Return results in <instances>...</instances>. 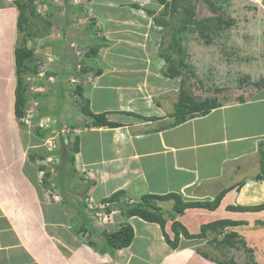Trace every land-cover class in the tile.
Wrapping results in <instances>:
<instances>
[{
  "label": "crops",
  "instance_id": "crops-1",
  "mask_svg": "<svg viewBox=\"0 0 264 264\" xmlns=\"http://www.w3.org/2000/svg\"><path fill=\"white\" fill-rule=\"evenodd\" d=\"M89 4L94 12L93 1ZM134 5L139 7L140 3ZM106 7L103 4L104 11H108ZM17 18L14 1L0 0V264H178V260L184 264L188 254L170 249L157 223L138 216L126 220L119 209H115V225H109V230L126 220L133 227L134 238L120 249L106 248L103 232L108 228L99 224L91 206L100 205L117 191H123L118 198L122 201H137L147 193H178L184 200L211 201L224 192L216 208H187L178 220L196 233L201 224L219 219L237 221L239 224L227 230L233 229L248 243L253 242L249 247L254 252L259 248L264 229L254 227V223L258 218L264 220V208L231 210L228 206L264 204V182L256 178L264 145V96L222 104L205 115L170 126L173 111H167L163 101L154 100L163 88L173 94L177 78L153 75L146 79L149 90L145 92L141 88L146 85L145 76L138 75L137 63L128 59L135 52L128 58L117 52L118 63L113 68L119 70L94 74L96 79L89 89L94 100L86 97L94 113L104 112L117 126L83 127V118H78L80 145L74 162L68 167L61 158L57 162L60 172L67 167L72 189H81L84 194L81 198L68 194L69 206L64 207L60 182L53 177L54 163H43L38 155L44 151L34 153L44 137H37L14 113ZM135 44L140 43L131 41L123 46ZM151 46L154 44L147 43ZM144 56L147 62L152 58ZM157 57L158 53L153 59L159 61ZM10 66L14 78H4L3 71ZM127 75L130 79L124 78ZM47 170L50 174L44 178ZM46 181L49 190L45 189ZM168 202L170 209L172 202ZM87 217L88 225L84 222ZM170 225L171 220H167V232H171ZM190 241L193 239L182 242L194 245Z\"/></svg>",
  "mask_w": 264,
  "mask_h": 264
},
{
  "label": "rangeland",
  "instance_id": "rangeland-1",
  "mask_svg": "<svg viewBox=\"0 0 264 264\" xmlns=\"http://www.w3.org/2000/svg\"><path fill=\"white\" fill-rule=\"evenodd\" d=\"M90 1L85 2V0H82L81 5H71L68 8L65 6L64 0H54L58 3L57 5L47 3L49 6L43 7L33 3L35 12L27 24V29L34 33L33 36H27L26 30L25 32L18 31L15 51L24 46L32 49V61L39 65L36 74H30L29 70L24 73V81L28 84V90H26V96L28 97L27 109L32 110L34 113L35 111L40 112L39 115L42 114V118L33 120L35 123L43 128H48L49 125L54 127L43 139L42 144H37V148H34L35 151L39 149L43 152L45 146L47 150L57 143L62 146L61 138L63 143L68 141L66 145H70L75 134H79L81 131L78 127L73 130L69 129V121L66 122L67 117L70 116H73L71 118L73 122H77L78 118L85 117L80 112L82 104V101L79 100L80 96L72 90L77 84L83 88L85 98L88 97L94 100L95 97L89 95L92 81L96 79L95 72L94 70L86 72L81 70V62L84 66L90 65L91 69L101 68L111 72L115 68L119 70L117 67L113 68L118 63V53L121 57L128 58L129 54L135 52L128 59L134 64L137 63L139 69L136 70V73L142 77L145 76V81L149 78L152 79L153 75L167 78L165 74L168 72V63L164 62L162 57H157L158 59L161 58L159 61L153 59L156 53L159 54L160 47H164L171 42L172 33L169 26L160 25L153 20L155 16H161L162 5L158 4L156 0H92L95 8L93 12L89 6ZM224 1L222 0L216 13H212L211 5L212 3L217 6L216 0H187L184 4L187 8H193L194 23L184 22L187 28L178 38L180 50L178 52L167 51L171 54V57L176 58L173 64L180 69L181 75L176 79V88L173 90V94L164 92L168 88H163V91L157 92L158 97L154 100L156 103L160 100L163 101L164 105L167 106V111L174 112L172 104L178 98L180 79L185 81L184 88L189 90L197 99L201 100L216 96L219 106L239 103L240 97L245 100L256 101L259 97L264 96V0ZM136 2L140 3L141 6L135 7L134 3ZM103 4L107 6L108 11H104ZM85 5L90 7L91 11ZM101 8L104 12L100 11ZM182 10V7H178L177 11L171 15L168 11L164 16V21L171 22V25L173 23L176 26L183 25L184 13ZM218 14L224 21L230 19L231 24L228 27L222 24L223 28L215 34L211 33L209 39L200 37L196 30L197 24L205 21L208 17H216ZM91 18L96 19L97 28L94 29L93 33L90 29L93 27L89 21ZM47 20L51 22L49 26ZM3 26L4 24H1L2 30ZM133 36H136V38H128ZM104 41L105 43L102 44L103 46L96 55L87 54L88 47L96 42ZM131 41L140 44L124 48V43H130ZM147 43L154 44V47L148 48ZM142 49L144 51H141ZM124 50L125 52H123ZM139 52H141L140 56ZM112 53L115 57H112ZM144 54H149L152 58H148L147 62L143 60L146 57ZM86 56L89 58H86ZM178 59H182L184 63L182 66L179 65ZM1 61L3 62V60ZM159 65L162 71L158 68ZM10 70L11 66L3 71L5 72L3 73L4 78H7L8 75L10 78H14V74L11 77ZM126 77L130 79L128 75L124 76V78ZM259 80H262L263 83L257 87L254 83ZM147 84H149L148 80L144 89L140 81V86L145 92L149 90L146 87ZM56 87H58V90L55 92ZM37 91L46 93V96L34 99L37 101L33 102L31 95ZM113 102V99H111L110 104L114 106L115 103L113 104ZM173 112L170 115L171 120L175 119ZM28 127L32 129L31 122ZM59 131L62 133L60 134L62 135L61 138ZM262 146V149H264V145ZM59 152H62L61 148ZM59 155L60 153H55L52 156ZM59 158L60 156L58 160ZM58 160L51 161L48 160V157H45L43 163L48 166ZM67 165H69L68 161L66 162ZM59 167V163L56 162L54 164L56 171ZM67 167L62 175L57 176V173H54L53 176L54 178L58 177L60 190L65 196L63 200L64 207L69 206L68 201L70 198L67 197L68 194H79L81 195L80 198L84 194L81 189H72L73 184ZM260 181L264 182V176L260 178ZM46 182L45 189L49 190V182ZM169 203L168 201L164 203L166 205L165 209L169 208ZM115 213L116 210H114L110 219H99V224L102 222L108 228L105 232H111L109 225L113 223ZM87 219L89 217L84 222H87L88 225L90 221ZM176 219L178 220L179 217ZM113 225L115 224L113 223ZM254 227L264 229V220L258 218L254 223ZM241 228H244V226ZM187 231L192 234L196 233L191 229H187ZM213 235V232L208 231L205 239L194 238V245H185L176 249L183 251L185 255L188 254V257L184 258V264H220L217 261L225 259V255H232L237 264L249 262V255L245 249L229 247L216 250L214 248L215 242L211 243ZM222 237V234L217 235V239ZM242 239L244 240L243 237ZM182 241H185V239H182ZM244 241L246 243L245 247L251 248L249 245H253V242ZM261 243H259L260 245L257 243L259 248L255 252L253 251L252 259L255 264H264V242L263 245ZM201 252H206L208 257L203 256ZM179 261L178 264H181Z\"/></svg>",
  "mask_w": 264,
  "mask_h": 264
},
{
  "label": "trees",
  "instance_id": "trees-1",
  "mask_svg": "<svg viewBox=\"0 0 264 264\" xmlns=\"http://www.w3.org/2000/svg\"><path fill=\"white\" fill-rule=\"evenodd\" d=\"M163 6V9L159 16L154 17V21L159 23L160 25H167L170 28L171 31V42L167 43L166 46L160 47L159 49V56H161L165 62L168 63V72H166L165 76H168L170 78H178L181 75L180 69L176 68V66L173 64L176 60L175 57H171L170 53H167V51L171 50L173 52H178L179 44H178V38L180 34L184 31V29L187 28L185 23L193 24V16L194 11L192 7H185L184 4L187 2V0H156ZM224 1V0H223ZM226 1V0H225ZM224 1V2H225ZM14 3L18 9V18H17V30L25 32L27 36H33L32 31H28V21L31 16L34 15V7H33V0H14ZM215 3H218L217 6L211 3L212 5V13H216L221 6L222 0H216ZM65 6L68 8L70 7V0H64ZM51 5V3H50ZM135 7H138L137 5H134ZM178 7L183 8L184 13V19H183V25L176 26L174 23L171 25V22L164 21V16L169 11L170 15L173 12H176ZM150 15V14H149ZM188 20V21H184ZM185 22V23H184ZM48 26L51 24L49 20H47ZM90 24L95 25V19H90ZM225 25L228 27L231 24V20H222L220 15L218 14L216 17H208L205 19V21H202L201 23H198L196 26V30L198 31V34L200 37L209 39L211 36V33H217L218 30H221L223 26ZM92 33L94 32V29L91 27ZM176 38V39H175ZM104 42H96L94 45L90 46L87 54L88 55H95L99 48L103 46ZM176 48V49H174ZM81 70L87 71V69H90V67H86L83 65ZM179 65H183L182 59H178ZM39 65L32 61V49L27 48L26 46L21 47L19 49H16L15 51V89H14V113L15 116L20 119L25 115V107L28 100V97L26 96V93L28 90V84L25 83L24 79V73L26 70H29V73L34 75L38 71ZM95 74H100L102 72L101 68L94 69ZM180 87L178 92V98L174 102V112L173 116H175V119H173L169 125L175 126L181 122H184L188 117L192 118L197 115H205L213 108H216L219 106V102L217 100L216 96H212L209 98L204 99H197L195 96H193L189 90L184 88L185 81L183 79H180ZM264 82V80H263ZM262 80H259L258 82H255V86L259 87L260 84L263 83ZM58 90V87H56L55 92ZM75 94L80 96V99L82 101V104L80 106V112L85 116L83 118V127L92 126V127H101V126H110L115 127L117 126V123L109 122L105 116V113H94L89 105V100L85 98L83 95V88L78 84L76 87L72 89ZM218 91V89H216ZM46 93L42 91H37L36 93H33L31 97L33 99H37L40 97H45ZM242 100V97L239 99ZM40 113V112H39ZM37 113L32 120L42 117V114L39 115ZM73 116L67 117L66 122L68 123V128L73 130L78 127V120L77 122H73L71 120ZM52 126V125H51ZM49 126L48 128H42L40 126H37L34 128L35 134L38 137H45L48 132H51V130L54 129V127ZM53 128V129H52ZM79 128V127H78ZM62 135H60V138ZM62 141V140H61ZM70 143V142H69ZM79 145H80V135L75 134V137L70 145L63 144V147H59L55 150L47 151L44 150V154H39L38 156L41 159H44L46 155H53L55 153H60L62 155L61 160L66 163L69 162L70 166L74 162V155L79 151ZM67 146V148H66ZM62 149V152H59V149ZM35 154L37 153L34 152ZM33 158V157H32ZM66 168V167H65ZM62 169V167H61ZM60 168H57L58 171H56L57 176L62 175V172ZM65 170V169H64ZM45 177L47 178L50 174V172L47 170L45 173ZM264 175V149H261L260 151V173L257 175V178H261ZM45 181V180H44ZM123 193V191H117L113 193L111 196L102 199L103 207L101 209L105 210L107 213H110L112 210L119 209L121 215L127 220L131 216H138L141 219L147 221V222H153L157 223L160 227L163 239L167 245H169L170 248L176 249L185 246V243L182 242V239H205L207 236V232L211 231L213 232V238L212 242H215L214 248L216 250H221L223 248H243L248 252L249 255V262L246 261L244 264H255V261L253 258V249L245 247V241L242 239V236H240L237 232L234 231H225V229L229 226H234L239 224L237 221L229 220V219H219L216 221L208 222L205 224H201L200 230L198 233H189L187 229L184 227V225L177 220V216L182 215L184 211L187 208L192 207H204L207 209H214L218 206L220 203V200L224 194V192H220L213 200L211 201H190V200H184L181 195L178 193H167V194H154V193H147L142 195L137 201H122L119 198V196ZM87 201V200H86ZM85 201V202H86ZM171 201V208L165 209L161 203ZM108 204V205H107ZM264 208V204H258L253 206H232L229 205L228 209L231 210H261ZM99 209V208H98ZM125 220L124 223H122L117 229L111 232H103L104 237V244L106 245V248L109 250L114 249H120L122 247L128 246L133 238H134V230L133 227ZM167 220H171L170 230L173 233L172 236L169 234V232L166 231L165 225ZM222 234L223 237L221 239H217V235ZM241 246V247H240ZM203 256H207L206 252H201ZM225 259L221 261H217L220 264H237L234 260V257L232 255L228 256L225 255ZM208 257V256H207Z\"/></svg>",
  "mask_w": 264,
  "mask_h": 264
},
{
  "label": "clouds",
  "instance_id": "clouds-1",
  "mask_svg": "<svg viewBox=\"0 0 264 264\" xmlns=\"http://www.w3.org/2000/svg\"><path fill=\"white\" fill-rule=\"evenodd\" d=\"M56 1V0H55ZM81 1L82 0H70V5H81L80 3H81ZM84 1V0H83ZM86 1V0H85ZM33 3H36V4H39L41 7H43V6H46V5H48L47 3H51V4H53V5H57L58 3L57 2H54V0H33ZM159 3V2H158ZM50 5V4H49ZM48 5V6H49ZM151 17H153L152 15H150ZM148 18H149V16H148ZM90 21V20H89ZM92 26H94L93 27V29L95 28V25H92ZM102 47V46H101ZM100 47V48H101ZM99 48V49H100ZM87 49H89V47L87 48ZM88 51V50H87ZM98 53V52H97ZM96 53V54H97ZM95 54V55H96ZM159 57H161V56H159ZM86 58H89V57H87L86 56ZM163 59V58H162ZM163 61H164V59H163ZM79 62V61H78ZM161 62H162V60H161ZM165 62V61H164ZM90 69H87V71H89ZM161 70V69H160ZM91 71V70H90ZM162 71V70H161ZM86 72V71H85ZM95 74V73H94ZM74 75H77V74H74ZM168 77V76H167ZM168 78H170V77H168ZM72 79V78H71ZM78 85V84H77ZM76 85V86H77ZM33 102H36L35 100H32ZM27 104V103H26ZM26 110H27V105H26V107H25V114H26ZM99 113H101V112H99ZM102 113H104V112H102ZM32 114H33V116L30 118V122H31V127H32V129H34V128H36L37 126H40L41 127V125H38V123H35V121H33V120H31L36 114H37V112L35 111V113L34 112H32ZM25 116V115H24ZM23 116V117H24ZM22 117V118H23ZM22 118H20V120H21V122L24 124L25 122L22 120ZM40 118H42V117H40ZM39 118V119H40ZM38 120V119H37ZM32 122H33V124H32ZM53 124V123H52ZM24 125H27L26 123L24 124ZM27 126H29V125H27ZM49 126H51V125H49ZM48 126V127H49ZM43 128V127H42ZM60 132V131H59ZM60 134H62L61 132L59 133V136H60ZM47 135H48V133H47ZM46 135V136H47ZM45 138V137H44ZM62 140V138L60 139V141ZM65 140V139H64ZM42 141L43 140H41L40 142H39V145H40V143L42 144ZM67 142L68 141H64V143H63V141H61V145L63 146V144H67ZM62 146H59V143H57V144H55V145H53V147H47L48 149L46 150L45 148H46V146L43 148L44 150H46V152L47 151H50V150H55V149H58L59 147H62ZM60 156V158H62V155L60 154L59 155ZM59 156H52V155H46L45 157H48V160H51V161H53L54 159H56V160H58V157ZM60 158H59V160H60ZM59 160H58V162H59ZM57 161H55V162H53L54 164L56 163ZM44 173V172H43ZM260 173V172H259ZM258 173V174H259ZM257 174V175H258ZM264 176V175H263ZM257 178V177H256ZM257 180H260V178H258ZM89 203V202H88ZM102 204V203H101ZM93 207H91V210H93V213H95V211H98L99 210V212H105L106 214H107V217L106 218H102V217H96V216H94L95 218H97L98 219V221H99V219H101V220H105V219H108L109 218V216H111L112 217V214H113V211L114 210H112L110 213H107L105 210H103V209H101L102 207L101 206H99L98 204H96V206L95 205H92ZM99 208V209H98ZM94 215V214H93ZM110 217V218H111ZM178 217V216H177ZM235 226V225H234ZM229 227H233V226H229ZM228 228V227H227ZM227 228L225 229L226 231H234L233 229L231 230H227ZM235 232V231H234ZM169 234L172 236V232H169ZM169 246V245H168ZM241 247V246H240ZM170 249H172V248H170ZM176 249H178V248H176ZM176 249H174V250H176ZM240 249H243V248H240ZM173 250V249H172Z\"/></svg>",
  "mask_w": 264,
  "mask_h": 264
},
{
  "label": "built area",
  "instance_id": "built-area-1",
  "mask_svg": "<svg viewBox=\"0 0 264 264\" xmlns=\"http://www.w3.org/2000/svg\"><path fill=\"white\" fill-rule=\"evenodd\" d=\"M33 116L32 114V110L27 109L26 110V114L25 116L22 118V120L27 124L30 125V118ZM108 205V204H107ZM99 206L103 207V204H100ZM93 207V206H91ZM94 216L96 217H102V218H106L107 214L105 212H99V211H95Z\"/></svg>",
  "mask_w": 264,
  "mask_h": 264
}]
</instances>
